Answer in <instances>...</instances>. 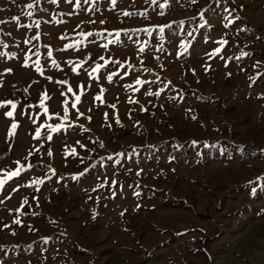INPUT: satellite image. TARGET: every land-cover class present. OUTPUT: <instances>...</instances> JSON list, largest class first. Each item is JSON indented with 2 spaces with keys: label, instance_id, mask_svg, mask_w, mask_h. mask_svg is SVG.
I'll return each instance as SVG.
<instances>
[{
  "label": "rangeland",
  "instance_id": "obj_1",
  "mask_svg": "<svg viewBox=\"0 0 264 264\" xmlns=\"http://www.w3.org/2000/svg\"><path fill=\"white\" fill-rule=\"evenodd\" d=\"M0 179V264H264V0H0Z\"/></svg>",
  "mask_w": 264,
  "mask_h": 264
},
{
  "label": "snow or ice",
  "instance_id": "obj_2",
  "mask_svg": "<svg viewBox=\"0 0 264 264\" xmlns=\"http://www.w3.org/2000/svg\"><path fill=\"white\" fill-rule=\"evenodd\" d=\"M29 7H31V5H29ZM125 15H127V13H125ZM226 26H227V25H226ZM87 35H91V33H87ZM220 43H221V45H223V44L226 43V42H225V41H220ZM219 51H220V49L217 48V49H216V52H219ZM241 55H242V56H243V55H247V53H241ZM53 63L55 64V61H53ZM98 67H99V66H98ZM37 70H39V69H37ZM73 70L75 71V69H73ZM94 71H95V69H94ZM108 79L111 80V76H109ZM137 83H139V81H137ZM69 91H71V89H69ZM79 99H80V97L77 96V97H76V100L79 101ZM97 99H99V97H97ZM9 103H11V102H9ZM41 104H42V106H43V101H41ZM12 106H13V108H15V105H14V104H13ZM72 107H75V104H73ZM6 115L9 116V117H11V116L13 115V112H12V111H8V112L6 113ZM11 127H12V129H15V128H16V124L13 123ZM58 128H59V126H57L56 128H53L52 131H56ZM10 134H11V133H10ZM49 139H51V137H49ZM21 171H24V169H23V168H18L16 171L11 172V173L7 176V179H11V178L14 177V176H18V175L20 174ZM73 178H75V177H73ZM5 182H6L5 179H0V186H2ZM113 183H115V182H113ZM15 223L18 224V223H20V221L17 220V221H15Z\"/></svg>",
  "mask_w": 264,
  "mask_h": 264
}]
</instances>
